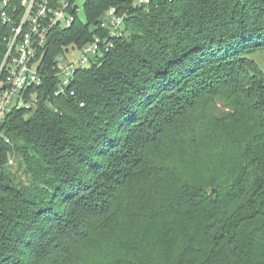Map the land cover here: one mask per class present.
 <instances>
[{"label":"trees","instance_id":"16d2710c","mask_svg":"<svg viewBox=\"0 0 264 264\" xmlns=\"http://www.w3.org/2000/svg\"><path fill=\"white\" fill-rule=\"evenodd\" d=\"M134 1L87 0L88 25L76 18L43 52L35 106L0 124V264H79L122 194L155 180L168 196L142 212V238L100 264H264V0ZM6 33L0 21V62ZM96 36L112 47L55 95L54 58ZM214 101L227 112L209 121L232 125L226 158L190 175L154 164L160 138Z\"/></svg>","mask_w":264,"mask_h":264},{"label":"built area","instance_id":"2783aa9c","mask_svg":"<svg viewBox=\"0 0 264 264\" xmlns=\"http://www.w3.org/2000/svg\"><path fill=\"white\" fill-rule=\"evenodd\" d=\"M150 1L135 0L133 6L147 5ZM78 11L76 0H0V21L7 28L0 62V124L9 113L35 106L37 94L33 90L41 86L44 77L40 66L43 52L54 32L73 25ZM122 23L123 16L110 8L101 27L113 37L121 34ZM111 47V38L96 36L80 47L57 55L53 60L57 78L55 95L65 93L71 87L75 72ZM76 50L80 55L74 58L71 53ZM0 139H4L3 135Z\"/></svg>","mask_w":264,"mask_h":264},{"label":"rangeland","instance_id":"374dc122","mask_svg":"<svg viewBox=\"0 0 264 264\" xmlns=\"http://www.w3.org/2000/svg\"><path fill=\"white\" fill-rule=\"evenodd\" d=\"M86 1L76 0L79 9L77 18L83 25H88L85 12ZM103 18L105 19V15ZM71 54L74 58L80 55L77 50ZM260 65L264 69V61L260 62ZM226 112L227 108L222 106L220 101L205 103L200 112L198 111L180 124L181 133L177 134V138H173L174 132H167L160 138L159 147L154 148L157 153L151 157L153 163L162 161L165 166H170L187 175L203 172L206 167H216L228 154L225 142L229 138L232 125L225 124L222 127L218 122H210L209 117L214 115L219 118L218 116ZM246 121L247 118L244 117L240 122L244 125ZM131 128H133L132 125L123 129L120 134L122 141L125 139L127 130L130 131ZM107 157H102L101 163H106ZM8 162L11 164L12 160ZM13 165H15L14 162ZM90 173L88 172L86 177L90 178ZM166 196H168L166 188L156 180L146 183L139 191L130 190L122 194L120 204L126 206L124 213L116 216L117 220L115 222L112 220L113 223H109L110 225L101 228L99 226L89 242L74 250L75 257H78L77 262L79 264L104 263L109 256L116 254L127 240L141 236L140 232L142 233L144 226L142 212L158 204ZM22 257L25 258L24 263L28 264L29 255L24 254Z\"/></svg>","mask_w":264,"mask_h":264}]
</instances>
